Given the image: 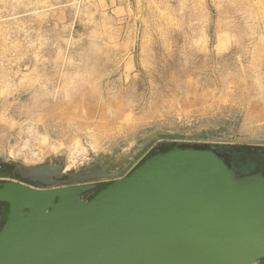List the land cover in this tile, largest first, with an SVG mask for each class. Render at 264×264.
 I'll return each instance as SVG.
<instances>
[{
	"label": "rangeland",
	"instance_id": "374dc122",
	"mask_svg": "<svg viewBox=\"0 0 264 264\" xmlns=\"http://www.w3.org/2000/svg\"><path fill=\"white\" fill-rule=\"evenodd\" d=\"M117 2L0 0V159L78 170L165 131L153 148L207 144L263 172L264 0Z\"/></svg>",
	"mask_w": 264,
	"mask_h": 264
},
{
	"label": "water",
	"instance_id": "95a60500",
	"mask_svg": "<svg viewBox=\"0 0 264 264\" xmlns=\"http://www.w3.org/2000/svg\"><path fill=\"white\" fill-rule=\"evenodd\" d=\"M170 138L78 170L0 159L16 179L0 181V264H264V174L210 145L153 148Z\"/></svg>",
	"mask_w": 264,
	"mask_h": 264
},
{
	"label": "crops",
	"instance_id": "0c3cea01",
	"mask_svg": "<svg viewBox=\"0 0 264 264\" xmlns=\"http://www.w3.org/2000/svg\"><path fill=\"white\" fill-rule=\"evenodd\" d=\"M117 1L119 0H105V3L102 4L101 6H97V10H113L115 12H118L119 10H121L123 7V2L118 3ZM97 5V4H96ZM125 7L127 5H124ZM195 25H199L200 22L197 20H194ZM197 23V24H196ZM222 30V29H221ZM219 32V31H218ZM230 33L227 30H222L220 31L216 38H231ZM228 46L225 47V50L223 51H219L218 55H224L228 53ZM257 108H258V122H259V131H263L264 132V102L262 103L261 100H258L257 103ZM253 136V134H251Z\"/></svg>",
	"mask_w": 264,
	"mask_h": 264
},
{
	"label": "flooded vegetation",
	"instance_id": "af4514ba",
	"mask_svg": "<svg viewBox=\"0 0 264 264\" xmlns=\"http://www.w3.org/2000/svg\"><path fill=\"white\" fill-rule=\"evenodd\" d=\"M172 144V143H171ZM171 144H169L168 142H164V143H161V144H159L157 147H162V148H165V147H168V146H170ZM182 145H184V144H182ZM205 145H207V144H204V145H186V146H199V147H202V146H205ZM218 151V150H217ZM256 151H258V149L256 150ZM259 151H262L263 153H264V149H259ZM220 153V152H219ZM228 155H229V153L228 154H226L225 156H226V158H227V162L229 163V161H228ZM230 164V163H229ZM231 165V164H230ZM232 166V165H231ZM233 167V166H232ZM234 168V167H233ZM237 173H238V171H237ZM262 174H264V171L263 172H261ZM238 175H241V174H239L238 173ZM13 180H16L15 179V177L13 176V175H11L10 173H8V172H1L0 171V181H13ZM39 187V186H38ZM91 194H87L86 196H85V198H88L89 196H90ZM3 208L2 207H0V224H1V222H2V219H3Z\"/></svg>",
	"mask_w": 264,
	"mask_h": 264
},
{
	"label": "trees",
	"instance_id": "16d2710c",
	"mask_svg": "<svg viewBox=\"0 0 264 264\" xmlns=\"http://www.w3.org/2000/svg\"><path fill=\"white\" fill-rule=\"evenodd\" d=\"M238 152L240 153V151H238ZM238 152L234 150V151H232L231 154H233V155H234V154H238Z\"/></svg>",
	"mask_w": 264,
	"mask_h": 264
}]
</instances>
